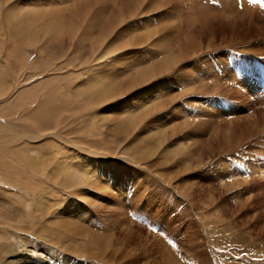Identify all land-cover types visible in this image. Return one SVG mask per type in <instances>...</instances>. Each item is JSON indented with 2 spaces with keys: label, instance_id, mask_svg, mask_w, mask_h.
Returning a JSON list of instances; mask_svg holds the SVG:
<instances>
[{
  "label": "rangeland",
  "instance_id": "rangeland-1",
  "mask_svg": "<svg viewBox=\"0 0 264 264\" xmlns=\"http://www.w3.org/2000/svg\"><path fill=\"white\" fill-rule=\"evenodd\" d=\"M62 1L0 0V123L17 137L0 134V156L23 160L14 166L40 187L24 192L0 181V218L11 225H0V264H264V0H162L159 8L149 0ZM31 5L49 7L42 20L50 16L54 31L38 21L36 42L20 25L32 17L16 10ZM76 5H87L89 18L102 12L99 23L111 14L125 21L116 30L125 49L106 59L114 67L143 58L152 69L126 94L90 95L93 114L92 91L71 101L79 93L74 63L82 62L70 55ZM133 27L129 47L122 31ZM98 28L89 26L93 39ZM43 99L58 107L59 146L46 133L36 138L41 124L27 118ZM82 104L87 116L65 110ZM130 112L134 123L125 121ZM93 140L109 155L90 154ZM12 144L24 155L12 154ZM49 200L54 214L37 211Z\"/></svg>",
  "mask_w": 264,
  "mask_h": 264
},
{
  "label": "bare ground",
  "instance_id": "bare-ground-1",
  "mask_svg": "<svg viewBox=\"0 0 264 264\" xmlns=\"http://www.w3.org/2000/svg\"><path fill=\"white\" fill-rule=\"evenodd\" d=\"M12 1V0H11ZM62 1V0H61ZM73 0H71V2H72ZM92 1V0H91ZM96 1V0H95ZM225 1H227V0H225ZM4 2H5V0H4ZM9 2V1H8ZM59 2H60V0H58V4H59ZM63 3L64 2H66V1H62ZM81 2V1H80ZM94 2V1H93ZM109 2V1H108ZM148 2H150V4L152 5V6H154V7H156V8H159V6L162 4V0H153V1H148ZM264 2V1H263ZM6 3V2H5ZM35 3H36V1H35ZM73 3V2H72ZM96 3H97V1H96ZM227 3V2H226ZM27 4V3H26ZM44 4V3H43ZM85 4V3H84ZM99 4V3H98ZM140 4V3H139ZM139 4H137V6H136V10L139 8ZM229 4V3H228ZM77 6V5H76ZM87 6V5H86ZM86 6H80V5H78L77 7H75L77 10H78V13L77 14H79V16H75L76 18H78L77 20H78V22H76V20L75 19H73V18H71V19H73V20H75V22H73L72 20H71V22H69L68 23V21H70L69 19L70 18H68V21H67V25H69L70 27L71 26H73L72 24L73 23H75V26H73L74 27V29L72 30L69 26V28H66L67 27V25H66V27H64V29L66 28L67 30L69 29H71L72 31H73V33H75L74 34V37L72 38L73 39V41H74V45L72 46V48H73V54H70V55H74V59L76 60V62L77 61H82L80 64H75L74 63V65H76L75 67H77V70L76 71H74L75 72V76H76V78H77V81H79V83H77L75 86V88H77L76 90H78L79 91V93H78V96L77 97H72L71 98V101H74V102H79V100H82V96H84V94H86V93H88V92H90V91H92L90 94H89V98H88V100H87V103H89V105L87 106V107H89L88 109L89 110H87V112L86 113H92L93 111H94V107L91 105L92 103H91V99H92V97H90V95H93L95 92H100V93H106V94H108V97L109 98H113L114 96H118V95H122V94H126V92H130V90H132L133 88L135 89V88H137V86H139L140 85V83H138V81L140 80V79H146V80H149V79H152L153 78V76H149V74L151 73V71H152V69H150L148 66H147V64L145 63V60L146 59H141V62H139V63H137L136 61H134V63L133 62H127L126 64H122V68L120 67V66H118V67H114V63H115V59H113L114 60V62L113 61H107L108 59V57L109 56H112L113 55V53L115 54V52H120V51H122L123 49H125V47H121L120 45H119V39H121L120 38V36L117 34V32H116V30H117V27L119 26L120 28H122V24L121 23H123V22H125V21H121V22H119V24H117L116 23V18L118 19V17L117 16H115V14H111V16L109 17L108 16V18H106L102 23L100 22H98L99 21V16H98V13H102V12H99L98 11V13H97V15L94 17V18H89V14L91 13V10H89ZM95 6V5H94ZM110 6V5H109ZM202 6V5H201ZM31 7H32V5H31ZM37 6H34V7H32V9H27L28 7H26V8H24V7H18L17 9L15 8V6H14V9H16L18 12H19V10H20V14L22 13V14H24V13H26V12H24L23 13V11H25V10H27V15L28 16H30V18L32 17V19L30 20V19H24L25 21L23 22V24H20V25H25V27H26V24H28L29 26H28V29L27 30H24V32H25V34L27 35V33H28V35H29V37H27L28 39H32V40H29L30 42H32V41H34V42H36L37 41V38H36V35L38 34L37 32L39 31H37V29H38V27L39 26H37V23H38V21H40V22H45L44 24H41L43 27H44V25H45V27L44 28H50L51 29V26L50 25H52L51 23H48V19L50 18V16L48 17V19H46V21H44V20H42V18H44L46 15L48 16V14H49V7L48 6H43L42 5V7H40L41 9H37L36 8ZM102 7V6H101ZM112 7H114L115 8V11L117 10V6L114 4ZM12 8V7H11ZM10 8V10H13V9H11ZM20 8V9H19ZM55 9H53L54 10V12L53 13H55V14H60L61 13V11H62V9L61 8H63V7H61V8H58V6H55L54 7ZM95 8V7H94ZM110 8H111V6H110ZM75 9V10H76ZM238 9V8H237ZM261 9V8H260ZM23 10V11H22ZM52 10V9H51ZM52 10V11H53ZM229 10H231V9H229ZM14 11V10H13ZM253 11H254V9H253ZM261 11V10H260ZM64 12V11H63ZM113 11H111L110 13H112ZM262 13H264V11H261ZM17 13V12H16ZM30 13V14H29ZM74 13V12H73ZM109 13V14H110ZM243 13V12H242ZM247 13V12H246ZM252 13V12H251ZM4 14V13H3ZM32 14V15H31ZM75 14H76V11H75ZM93 14V13H92ZM108 14V15H109ZM71 15V14H70ZM4 16V15H3ZM17 16H19V15H17ZM16 16V17H17ZM24 16V15H23ZM23 16H20V17H17V18H19V19H22L21 17H23ZM26 16V15H25ZM47 16H46V18H47ZM56 16V15H55ZM69 16V15H68ZM102 16V15H101ZM12 17V16H11ZM56 17H61V16H56ZM55 17V18H56ZM71 17V16H70ZM73 17V16H72ZM98 17V18H97ZM8 18V17H7ZM14 18V17H13ZM12 18V19H13ZM64 18H66V16L64 17ZM83 18L85 19V20H87V23L89 24V26H90V28L92 29H96V27H99L98 28V37L97 38H95V39H93L92 37H95L93 34H94V32L92 33V30H90L89 29V26H88V28H87V25H84L83 24V27H82V29H81V24L84 22V20H83ZM259 18H261V17H259ZM263 18V17H262ZM18 19V20H19ZM39 19V20H38ZM54 19V18H53ZM90 19V20H89ZM42 20V21H41ZM55 20V19H54ZM82 20H83V22H82ZM102 20V19H101ZM8 21V20H7ZM57 21H59V20H57ZM90 21V22H89ZM20 22H22V21H20ZM47 22V23H46ZM60 22V21H59ZM62 22V21H61ZM73 22V23H72ZM25 23V24H24ZM66 23V20H65V22H63V24H65ZM70 23H71V25H70ZM86 23V22H85ZM34 24H36V28L37 29H35V28H33L32 26H35ZM46 24H47V27H46ZM48 24H50V25H48ZM57 24V23H56ZM63 24L62 25H60L59 26V24H57V26H58V28H57V30H56V27L54 28L55 30H56V32L58 31V35H56V36H58L59 37V33H61L62 31H63ZM98 24H99V26H98ZM236 24V23H235ZM40 25V26H41ZM43 27H40V29L41 28H43ZM147 27V26H146ZM134 28L135 27H133V29L131 30V31H129V29H127L126 31L125 30H121L122 31V34H125L126 35V38H127V46H131L132 44L129 42V40L133 37L134 39H136L137 38V36H138V34L135 32V30L136 29H138V28H136L135 30H134ZM45 29V32H44V29L43 30H41V31H43L44 33H49V30H46ZM52 29H53V26H52ZM51 29V30H52ZM65 29V31H67ZM148 29V28H147ZM51 30H50V33H51ZM71 30H70V34H68L69 36L71 35ZM79 30H81V33L79 32ZM40 31V32H41ZM53 31V30H52ZM75 31V32H74ZM94 31V30H93ZM137 31V30H136ZM43 32H41V33H43ZM54 32V31H53ZM125 32V33H124ZM160 32V30L158 29L157 30V35H159V34H161V33H159ZM154 33V32H153ZM22 34H23V32H22ZM21 34V32H20V35H22ZM24 34V35H25ZM61 34H63V33H61ZM64 34H65V32H64ZM96 34V33H95ZM139 34H141V33H139ZM23 35V36H24ZM43 35V34H42ZM53 35H54V33H53ZM89 35H91V37L89 36ZM116 35V36H115ZM146 35H148V34H146ZM151 35V34H150ZM45 36V35H44ZM47 36V35H46ZM61 36H63V38H64V35H61ZM66 36V35H65ZM73 36V35H72ZM142 36V38H145V34L144 35H141ZM25 37V36H24ZM42 37V36H41ZM85 37V38H84ZM90 37V38H89ZM112 37H115V39H113L114 41H112ZM60 38V37H59ZM67 37H65V39H66ZM71 38V37H70ZM78 38L80 39V40H78ZM141 38V39H142ZM28 39H27V41H28ZM64 39V40H65ZM68 39V38H67ZM26 40V39H25ZM48 40H50V39H48ZM47 40V41H48ZM54 40V39H53ZM95 40V41H94ZM51 41V40H50ZM60 42L62 41V40H59ZM68 41V40H67ZM66 41V42H67ZM92 41V42H91ZM33 42V43H34ZM53 42H55V40L53 41ZM52 42V43H53ZM60 42H58V40H57V43H60ZM65 42V41H64ZM63 41L60 43L61 45H63L62 43H64ZM69 42V41H68ZM47 43V42H46ZM52 43H50L49 42V44L48 45H52ZM56 43V42H55ZM70 43V42H69ZM91 44V46H88V44ZM250 43V42H249ZM105 44V48H103L102 47V45H104ZM60 45V46H61ZM65 45H66V43H65ZM70 45H72L71 43H70ZM83 45H85L86 47H87V51L86 52H83L82 51V46ZM44 46H46V44L44 45ZM53 46V45H52ZM256 46H258V44H256L255 45V47ZM38 47V46H37ZM47 47H49V46H46V48ZM62 47V46H61ZM64 48L66 47V46H63ZM62 47V48H63ZM69 47H71V46H69ZM80 47V48H79ZM198 47V46H197ZM253 47V46H252ZM194 48V47H193ZM41 49V48H40ZM40 49H37L38 51H39V53L41 52V54H42V51L40 50ZM106 49H108V51L106 50ZM149 49V48H148ZM157 50H158V48H157ZM150 52V51H149ZM167 53V52H166ZM120 55V54H119ZM155 56V55H154ZM158 56V55H157ZM173 56H174V54H173ZM67 58V57H66ZM111 58V57H110ZM117 58V57H116ZM68 59H69V57H68ZM107 59V60H106ZM119 59H120V57H119ZM177 59V58H176ZM106 60V61H105ZM117 60V59H116ZM64 61V60H63ZM69 61V60H68ZM72 61V60H71ZM129 61V60H128ZM146 61H148V60H146ZM50 62V61H49ZM109 62H111V64H108ZM53 63V62H52ZM63 63V62H62ZM69 63V62H68ZM118 63V62H117ZM116 64V63H115ZM53 66V65H52ZM64 66H62V68H63ZM61 68V69H62ZM112 68H114V69H112ZM112 69V70H111ZM57 70H58V68H57ZM60 70V69H59ZM51 71V70H50ZM53 71V74H54V70H52ZM48 72V71H47ZM46 72V73H47ZM126 73H128V74H130V77L127 79V78H123V75L124 74H126ZM97 74H103V76H104V79H102V80H99L98 81V79H97V77H96V75ZM102 76V77H103ZM149 76V77H148ZM50 77V76H49ZM65 78V77H64ZM186 78V77H185ZM62 79V78H61ZM70 79H72V78H70ZM65 80V79H64ZM67 81H69V78H68V80ZM66 81V82H67ZM80 81L81 82H84L85 83V85L83 86L81 83H80ZM97 81H98V84H97ZM3 82V81H2ZM195 84V83H194ZM83 86V87H82ZM183 87V86H182ZM187 88H188V86H187ZM74 89V88H73ZM95 89V90H94ZM94 90V91H93ZM76 93V92H75ZM105 94V95H106ZM68 95V94H67ZM128 95H129V93H128ZM104 96V95H103ZM137 96H138V94H137ZM139 96H140V94H139ZM68 97V96H67ZM101 98V97H100ZM106 98V97H105ZM104 98V99H105ZM160 98H162V97H160ZM70 99V98H69ZM7 100V99H6ZM132 100V99H131ZM16 101H17V99H16ZM22 101V100H21ZM24 101V100H23ZM102 101V100H101ZM104 102V101H103ZM20 105L21 104H19V107H20ZM14 106V105H13ZM80 108H75V109H65V110H67L66 112H70V113H73V112H75V114H76V112H84V113H82V115L83 114H85L86 115V113H85V111H83V104L82 105H78ZM151 106H153V105H151ZM16 108V107H15ZM58 107H56V102H53V101H47V99L46 100H44L43 99V102L40 104V106H39V108H37L35 111H33V112H31V113H29L28 114V116H27V118L28 119H31L33 122L35 121V122H37V124L38 123H40L41 125L43 124H47L46 126L44 125V126H41L40 124V126H38L39 127V129H40V127L42 128V133L40 132V134H39V136L38 137H36V138H40L41 139V137H43V136H45L44 135V133H46V135H48V137H49V141L50 140H52L53 141V143L51 144V145H53V146H55V145H57L58 144V146L60 145V143H62V141L60 140V138H61V136H60V134L61 133H59V132H56V131H54V129H53V124H52V121L54 120V118H56L55 117V115L57 114L56 113V111H58V109H57ZM132 108V107H131ZM87 109V108H86ZM8 110V109H7ZM9 110H10V108H9ZM127 110V109H126ZM136 110V109H135ZM16 111V110H15ZM63 112H65V111H63ZM88 113V114H89ZM64 114V113H63ZM66 114V113H65ZM93 114V113H92ZM130 114H131V112L130 113H128L127 115V117H126V119H125V121H128V117L130 116ZM133 114H134V112H133ZM7 115H10L9 113L7 114ZM66 115H68V114H66ZM119 115V114H118ZM117 115V116H118ZM122 115V114H121ZM121 115H119L120 117H121ZM70 116V115H69ZM78 116H80V115H78ZM87 116V115H86ZM88 116H90V115H88ZM109 116V115H108ZM8 117V116H7ZM106 117V116H105ZM131 117H134V116H131ZM85 118V117H84ZM110 118V117H109ZM115 118V117H114ZM114 118H112L111 119V121H114L115 122V120L117 121L118 120V117L116 118V119H114ZM19 119H15V121H18ZM136 120V118H131V120H129L128 122L129 123H134V121ZM138 120H139V118H138ZM137 120V121H138ZM141 120V119H140ZM124 121V120H123ZM128 123V124H129ZM62 125V124H61ZM130 125V124H129ZM64 126V125H63ZM98 126V125H97ZM41 130V129H40ZM39 133V132H38ZM71 133V132H70ZM0 134H2L3 136H5V137H8V136H10L11 138H12V136L14 137V139H17V137L16 136H14V133H13V130H12V128L10 127V125H5V124H2V123H0ZM66 134V133H65ZM98 136V135H97ZM100 139V138H99ZM98 139V140H99ZM12 140H13V138H12ZM98 140H93V143H94V147H92V146H90V149H89V153L90 154H92V155H96L98 152H102V154H105V155H109V154H107V150L108 149H104V150H101V148H98V147H95L96 146V142L98 141ZM14 141V140H13ZM31 141V140H30ZM54 143H55V145H54ZM30 144V143H29ZM26 145V144H25ZM12 146H13V149L11 150L12 152V154H16V156H18V157H20V156H23L22 155V153H21V151H20V148H19V146L20 145H18V144H15V145H13L12 144ZM24 146V145H23ZM30 146V145H29ZM52 146V147H53ZM20 147H22V146H20ZM53 148H56V147H53ZM95 148H98V150H96ZM33 149V148H32ZM57 149V148H56ZM30 150V149H29ZM93 150H96V151H93ZM112 150V149H111ZM106 152V153H105ZM115 152V151H114ZM10 153V154H11ZM24 153H26V152H24ZM55 153V152H54ZM27 154V153H26ZM13 155V156H14ZM56 155V154H55ZM97 155H99V154H97ZM1 158H2V156H0ZM29 159V158H28ZM21 161H23V160H21L20 158H18L17 160H16V162L15 161H13V160H10L9 161V159L7 158V159H0V168L1 167H3L6 171H7V174H6V176H0V181H4V182H6L5 184H7V185H10L9 183H7L8 181H6V180H10V182L11 181H13V183L10 185V186H12L13 188H14V186H15V188H23V190H24V192L25 191H30V192H32L33 190L34 191H36V190H38L39 188L38 187H36V184L33 182V181H31V179H33V178H29V176L27 177L26 175H24L22 172H21V170L19 171V169L21 168V166H19V169L16 167V166H14L15 164L16 165H19V163L21 162ZM28 162V161H27ZM83 162V161H82ZM25 163V162H24ZM35 163V162H34ZM33 163V164H34ZM37 163V162H36ZM88 163V162H87ZM21 164V163H20ZM45 164V163H44ZM86 164H84V166H85ZM101 165H103V164H101ZM35 166V165H34ZM65 166V165H64ZM92 166V165H91ZM80 167H83V165L81 166L80 165ZM86 167V166H85ZM84 167V169H86ZM69 168V167H68ZM104 169V168H103ZM42 170V169H41ZM26 171V170H25ZM67 171V170H66ZM103 171V170H102ZM38 173V172H37ZM102 173V172H101ZM36 174V173H35ZM34 175V174H33ZM43 175V174H42ZM45 177V176H44ZM36 178V177H35ZM35 180V179H34ZM40 180V179H39ZM104 180V179H103ZM36 181V180H35ZM96 181V180H95ZM104 182V181H103ZM109 182V181H108ZM110 183V182H109ZM45 185V184H44ZM35 187V188H34ZM102 191V190H101ZM22 192V191H21ZM23 192V193H24ZM19 193V192H18ZM2 194V193H1ZM4 195H5V197L6 198H8L9 200H13V201H18V195L15 193V195H13L12 193H10V195L8 194V193H3ZM48 194H50L51 195V192L50 193H48ZM53 195V194H52ZM52 197V196H51ZM55 198V197H54ZM58 200V199H57ZM59 201V200H58ZM50 202V200L48 201V203ZM57 202V201H56ZM47 202H41V204L39 203V204H36V207L38 208L37 209V211H42V209H41V207L43 206V208L46 210V212L47 213H52V214H54L53 212H54V210L52 209L53 207L51 206V205H54V204H48ZM52 203H53V199H52ZM55 203V202H54ZM78 209V208H77ZM6 210V209H5ZM6 218V217H5ZM2 224H4V225H10V224H8V222H5L3 219H1L0 218V225H2ZM11 226V225H10ZM17 227V226H16Z\"/></svg>",
  "mask_w": 264,
  "mask_h": 264
}]
</instances>
